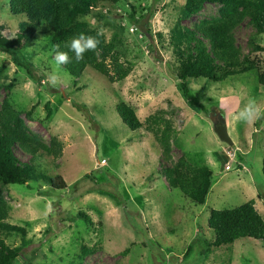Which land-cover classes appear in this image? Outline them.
Returning a JSON list of instances; mask_svg holds the SVG:
<instances>
[{
    "label": "rangeland",
    "instance_id": "1",
    "mask_svg": "<svg viewBox=\"0 0 264 264\" xmlns=\"http://www.w3.org/2000/svg\"><path fill=\"white\" fill-rule=\"evenodd\" d=\"M185 2L121 0L85 17L91 28L115 43L120 60L131 69L121 82L112 84L91 68L79 78L57 68L52 32L45 23L24 51L32 75L0 53L7 64L4 80L15 84L13 106L32 110L23 117L46 142L56 136L63 143L60 158L36 157L37 170L67 182L63 190H51L44 182H32L29 188L0 184V195L10 206L8 221L27 228L24 240L7 236L10 245L22 249L23 257L14 264H264V240L243 238L207 247L214 236L208 227L213 209H234L254 200L264 219V118L251 125L234 119L249 99L264 105V85L256 70L218 83L195 78L187 81L186 98L177 78L171 31L179 20L190 27L215 16L217 6L206 3L199 14L182 18ZM26 21L25 15L9 11V0H0V25L7 31ZM235 37L243 54L249 52L250 37L264 46V34L256 35L247 22ZM254 56L264 71V52ZM52 72L60 77L56 87L48 83ZM4 96L2 91L0 103ZM122 102L146 124L154 115L169 120L175 141L170 161L162 157L151 131H132L123 123L116 110ZM222 116L232 146L214 131ZM15 153L23 162L30 159L17 148ZM183 154L192 164L212 170V188L203 205L170 190L161 175ZM82 246L94 252L83 255Z\"/></svg>",
    "mask_w": 264,
    "mask_h": 264
},
{
    "label": "trees",
    "instance_id": "2",
    "mask_svg": "<svg viewBox=\"0 0 264 264\" xmlns=\"http://www.w3.org/2000/svg\"><path fill=\"white\" fill-rule=\"evenodd\" d=\"M121 0H9V11L14 15H25L27 21L21 23L13 32L0 25V53L7 55L18 67L32 75V64L26 61L25 48L38 31L40 23L48 25L52 32L53 45L60 44L61 50L68 51L64 44L81 32L96 36L99 45L95 51H88L84 59L73 61L63 68L73 78H79L86 68H91L110 83L123 81L131 72L120 60L113 41H107L99 31L90 27L85 17L91 16L101 6L116 5ZM206 3L217 6V14L200 20L194 25L182 26L180 20L171 31V45L178 59L177 78L186 98H189L187 81L205 78L218 83L229 77L252 70L258 72V80L264 85V71L256 52H264V46L248 40L249 52L243 54L237 46L235 30L247 22L255 30L256 35L264 34V0H186L182 10V18H191L199 14ZM54 55V52H53ZM74 54L69 52V56ZM7 64L0 61V95L5 96L0 103V184L3 186L21 185L29 188L30 183L44 182L51 190L67 188V182L61 175L50 176L40 173L35 159L40 155L60 158L63 143L52 136L49 142L32 131L23 115L30 117L32 110L23 112L11 103L13 81L4 80ZM49 110V108H48ZM123 123L132 131H141L144 127L154 134L161 155L165 160L171 158L172 124L156 115L146 122L141 121L136 111L127 103H119L116 107ZM50 115V110H49ZM19 149L30 159L23 162L15 153ZM228 156V155H227ZM242 160L243 155H238ZM226 169V168H225ZM264 176V156L262 161ZM167 187L180 192L196 205H203L212 188V170L206 165H194L183 154L171 166L161 170ZM10 206L0 195V264H14L23 257L21 247L8 243L7 236L17 234L23 240L27 237V228L11 224L9 220ZM91 225L90 218L78 212ZM208 227L213 231V240L207 243L208 249L231 245L239 239L252 238L264 240V219L255 208L254 200L229 210H211ZM83 255L93 253L94 249L81 247ZM28 264H34L29 261Z\"/></svg>",
    "mask_w": 264,
    "mask_h": 264
},
{
    "label": "clouds",
    "instance_id": "3",
    "mask_svg": "<svg viewBox=\"0 0 264 264\" xmlns=\"http://www.w3.org/2000/svg\"><path fill=\"white\" fill-rule=\"evenodd\" d=\"M98 35H100V32L97 33V36ZM98 45L99 40L96 36L87 35L81 32L64 44V47L67 48L68 51L61 50L60 44L53 45V62L57 68L71 63L73 59L75 62L79 63L84 59L86 52L95 51ZM69 52L74 55L70 57ZM47 79L52 87H56V85L60 83V77L56 72L50 73ZM262 118H264V105L258 103L254 98L249 99L243 108H241L234 116L235 120L248 125H251Z\"/></svg>",
    "mask_w": 264,
    "mask_h": 264
},
{
    "label": "water",
    "instance_id": "4",
    "mask_svg": "<svg viewBox=\"0 0 264 264\" xmlns=\"http://www.w3.org/2000/svg\"><path fill=\"white\" fill-rule=\"evenodd\" d=\"M214 131L217 134L218 138L228 146H232L234 144L229 136L227 124L223 116L219 121L214 123Z\"/></svg>",
    "mask_w": 264,
    "mask_h": 264
},
{
    "label": "built area",
    "instance_id": "5",
    "mask_svg": "<svg viewBox=\"0 0 264 264\" xmlns=\"http://www.w3.org/2000/svg\"><path fill=\"white\" fill-rule=\"evenodd\" d=\"M227 155H228V157H230L228 153H227ZM230 169H231L230 166H227V167H226V170H230Z\"/></svg>",
    "mask_w": 264,
    "mask_h": 264
},
{
    "label": "flooded vegetation",
    "instance_id": "6",
    "mask_svg": "<svg viewBox=\"0 0 264 264\" xmlns=\"http://www.w3.org/2000/svg\"><path fill=\"white\" fill-rule=\"evenodd\" d=\"M219 120H220V119H217L216 122L219 121Z\"/></svg>",
    "mask_w": 264,
    "mask_h": 264
}]
</instances>
